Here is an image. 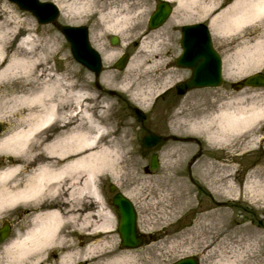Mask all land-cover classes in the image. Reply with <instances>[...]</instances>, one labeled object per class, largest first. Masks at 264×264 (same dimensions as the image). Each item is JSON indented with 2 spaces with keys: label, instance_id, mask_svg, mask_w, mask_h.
I'll return each instance as SVG.
<instances>
[{
  "label": "bare ground",
  "instance_id": "obj_1",
  "mask_svg": "<svg viewBox=\"0 0 264 264\" xmlns=\"http://www.w3.org/2000/svg\"><path fill=\"white\" fill-rule=\"evenodd\" d=\"M175 1V12H204L200 19L208 16L218 38L234 44L233 64L228 67L231 77L245 74L248 66L258 68L264 63V0ZM120 4L119 0L102 1L106 12L99 13V17L103 19L104 13L111 12L113 18L122 14ZM5 8L0 0V118L10 122L7 133L4 127L0 134L4 133L0 137V226L6 222L11 229L0 239V264H143L138 255L124 250L119 243L114 216L98 187L103 175L109 174L113 179L138 178L133 172L134 158L127 157L128 136L113 128L118 123L111 113L112 103L79 84L73 73L77 70L68 64L62 69L55 63L49 65L50 54L59 57L64 52L58 37L51 36L56 41L52 43L51 39L42 38V33L31 34L13 46L14 37L31 20H22L18 12L8 13ZM172 18L179 21L177 14ZM128 20L129 16L124 18L125 22ZM12 23L16 26L10 27ZM121 26L124 24L115 19L112 31H120ZM15 27H19L17 34ZM152 35L156 33L149 31L144 39ZM163 42L166 44L164 38L157 41V46ZM104 58L111 61L107 54ZM67 59L62 58L65 62ZM150 59L130 62L131 74L121 86L140 103L146 102L142 91L149 95L160 91L151 86L144 90L143 82L135 76L140 70L145 75L143 70ZM234 70H238L235 76ZM246 93L243 90L234 95L227 93L218 100L210 98L208 105L214 108H204L209 110H201L197 117H188L181 111L176 121L181 125L188 119L192 131L204 132L212 144H225L228 136L245 139L264 114V105H246ZM255 96L264 98V93ZM225 146L234 156L244 149L243 142H228ZM221 166L224 170L229 168L228 164ZM260 174L253 172L239 191L229 181L230 175L216 176L211 187L227 197L240 192L241 196L245 193L249 199L264 202V180ZM175 179L166 174L159 185L167 187ZM155 190V184L141 183L138 192L147 201ZM165 202L163 195L152 205L160 207V216L168 218L175 210L169 211ZM227 219L223 208L205 211L197 217L196 225L187 230L193 240L206 235L209 227L212 229L202 240L203 259L207 264H260L263 260L258 252L264 251L262 229L231 227L226 225ZM139 232L146 237L140 226ZM237 234L243 236L236 237Z\"/></svg>",
  "mask_w": 264,
  "mask_h": 264
},
{
  "label": "rangeland",
  "instance_id": "obj_2",
  "mask_svg": "<svg viewBox=\"0 0 264 264\" xmlns=\"http://www.w3.org/2000/svg\"><path fill=\"white\" fill-rule=\"evenodd\" d=\"M2 1L3 4H6L5 10L8 13L14 10L19 13L20 19L31 20V22L26 24V27L21 28L20 33L17 32L19 27H15L14 34L16 32L18 34L16 33L17 36L14 37L13 46L18 45L22 40L21 38L25 35L35 34L40 36V33H42V38L51 39L52 43H56V41L51 36L54 38L58 37V45L63 47L64 52L59 54L61 58L58 55L54 57L50 54L48 56L49 65L55 63L57 67L62 69L68 64L69 68L77 70V72L74 71L73 73L76 75L75 80L79 84L86 86L99 99H106L112 103L111 113L118 123L113 128L117 130L118 134L122 133L128 136L126 137L129 140L127 157L134 158L132 160L133 172L134 175L136 173L140 180L138 178L127 180L123 177L113 179L108 174L101 177L98 187L106 200L105 205L114 216L113 220L116 229L118 228V215L116 207L112 203L114 192L109 189L111 183L116 185L118 191L123 192L128 197L131 195L130 199L135 203L139 212L141 230L154 236V238H150L151 240L146 245L139 249L124 247V250L138 255V259L143 264H171L188 255L196 256L201 264H207L208 261L203 259L204 257L200 250L202 240L210 234L212 229L209 227L206 235L195 236L193 240H191L187 230L196 225L197 217L205 211L218 210L220 208L225 209L227 212L226 225L228 224L231 227L254 226L261 228L264 233V202L249 199L245 193L241 196L240 192L234 194L235 196L227 197L220 192H215L211 187V180L221 175H230L228 179L237 186L238 191L242 186L246 185L253 172L261 173L260 177L264 180V169H261V166L262 168L264 167V119L254 125L253 129L255 131L253 129L250 130L245 139L240 140L238 137V140L236 137L233 139L229 136L227 139L225 137L224 140L227 142L225 144H228V142H243L244 149L235 152V156L228 152L225 144L209 143L205 139L204 132L194 133L188 119L181 125L176 121L177 114L181 111L184 112L183 115H188V117H197L201 110H209L204 108H214L208 105L210 98L218 100V98H213L209 92L203 94L200 90H194L185 96H181L177 94L175 89V84L184 75V70L176 67L174 63L175 55L181 50L180 25L202 20L200 16H204V12L196 10V13H194L193 10L182 9V11L177 13L175 12L176 1L171 0L172 4L175 5L171 18L163 27L161 26L160 29L152 31L156 35L144 39V37L140 38L139 36L142 34L141 30L146 24L145 21L148 15L154 9L155 0H119L123 8L122 14L118 13L117 17L113 18L112 12L110 14L104 13L105 17L103 19L99 17V13L106 12V9L102 10L101 7L104 0H90L88 3V0H50L59 6H63L62 8L60 7V23L71 25L86 24L89 26L91 42L103 57L104 71L99 81L106 91H101L96 86L94 73L74 58L69 42L56 25L40 24L33 14L22 10L17 4L10 0ZM82 5L85 6L81 7ZM113 9L116 8L113 7ZM176 14L179 20L177 22L173 21L172 18ZM128 16L129 20L125 22L124 18ZM117 18L124 26H121L120 31L114 32L112 31V25ZM14 26H16L14 23L10 25V27ZM31 28L37 29V32ZM114 36L119 39L116 44H112ZM163 38L166 44L163 42L161 47L157 46V41ZM138 41H140V44H137ZM124 52H128L129 56L131 54L128 65L130 62L134 63L137 58H151L146 63L147 68L143 70L145 75H142L141 70L135 73V76L139 77V81L143 82L144 90L148 86H151L152 89L160 90L156 95H149V93H144L141 90L146 102L134 101L132 93L125 91L121 87L131 74L128 65L122 70L115 67L116 61ZM104 54L111 58L110 62L104 58ZM64 57L68 58L66 62L62 60ZM151 68L152 71L150 70ZM110 90L116 93H110ZM164 90L167 91L157 96ZM128 102L140 106L147 113L148 118L145 121L147 128L160 134H175L182 137L191 136L201 140L203 151L193 166L191 174H184V163L191 158L194 152H197L199 145L190 141L184 142L170 139L162 144L158 150L160 165L155 170L150 168L151 154L156 151L158 146L152 149H146L143 146L142 138L146 130L136 120L128 107ZM258 105L263 106L264 99L258 102ZM0 122L4 123V133H7L10 129V122L8 123L4 118H0ZM250 135L251 137H249ZM245 142L248 143L245 144ZM222 164H228L229 168L226 170L221 169ZM166 174L177 179H175V183H170L167 187L159 185ZM141 183L143 185H156L153 196L147 201L138 192ZM163 195L167 199L165 204L169 205L168 210H175V213L168 216V218L160 216L158 211L161 208H154L152 205L156 198L163 197ZM255 204H261L262 207ZM194 205L196 206L195 209L192 208ZM238 236L242 237L243 234H237L236 237ZM117 238L121 244L119 232H117ZM243 238L247 240V238ZM226 245H229L228 240ZM258 254L261 256L260 260H263L260 264H264V251L260 250ZM146 256L148 257L147 260H145Z\"/></svg>",
  "mask_w": 264,
  "mask_h": 264
},
{
  "label": "water",
  "instance_id": "obj_3",
  "mask_svg": "<svg viewBox=\"0 0 264 264\" xmlns=\"http://www.w3.org/2000/svg\"><path fill=\"white\" fill-rule=\"evenodd\" d=\"M19 4L23 9L31 11L39 20L40 23H54L58 25L61 31L66 35L67 39L71 43L72 52L76 59L84 64L86 67L95 72L96 77L98 78L102 71V59L100 53L92 46L89 38V28L86 25L73 26V25H61L58 23L59 8L54 2L50 1H41V0H12ZM172 11V6L169 1L164 0L159 3L157 11L151 18V27L156 28L164 23V21L169 16ZM187 27H185L186 29ZM189 31V35L183 33L182 46L185 48V57L184 53L182 56L177 59V65L179 66H190L194 68V72L197 70L198 62L196 63L190 53L194 51H199L201 48L205 51L211 50L210 47V38L205 34L204 28L198 25L188 26L186 31ZM193 30V31H192ZM191 31L194 34H191ZM204 32L206 42L205 44L199 43L203 39H192L194 36L200 37ZM191 34V35H190ZM119 42L117 37L112 38V43L116 44ZM129 55L124 54L120 60L116 63V66L120 69H123L128 63ZM219 58H216L215 61L218 62ZM257 76L250 78L247 83L253 85L259 84ZM264 84V79L262 82ZM222 84V77L219 76L215 80L201 79L198 75H194L191 79L186 81L178 82L177 89L179 94L186 93L189 89L206 86V85H220ZM134 115L136 118L144 123L146 120V114L144 111L136 106H131ZM2 125L0 124V133L2 132ZM168 137L161 136L154 133L151 130L147 131V134L144 137L143 144L147 148H152L158 145L159 143L166 141ZM159 166L158 154L153 153L151 158V168L156 169ZM110 190L115 191L116 186L114 184L110 185ZM113 203L117 206V210L120 216V227L119 231L122 237V243L129 248H138L146 243V238L142 236L138 229V215L137 211L133 205V202L121 192H117L114 195ZM7 227L0 232V239H3L6 236ZM172 264H199L198 260L193 257L182 258Z\"/></svg>",
  "mask_w": 264,
  "mask_h": 264
},
{
  "label": "flooded vegetation",
  "instance_id": "obj_4",
  "mask_svg": "<svg viewBox=\"0 0 264 264\" xmlns=\"http://www.w3.org/2000/svg\"><path fill=\"white\" fill-rule=\"evenodd\" d=\"M217 35V34H216ZM219 37V36H217ZM214 34L212 35V39H213V45L216 49V51L220 54L221 58H222V76L224 78V86L220 87V88H206L203 90H207L209 92H212L213 96L216 98L221 97L222 95L224 96L227 93H230L232 95L246 90V95L249 97L246 105L248 106H253V105H257L258 102H260L261 100H263L264 98H256V93H264V86H258V87H254L252 85L246 84L245 83V79L252 75L254 72L252 71V67L248 66L247 70L245 72V74H239L237 75V77H231L228 71V67L233 64L231 62V60L234 58V54H235V46L233 43H228L226 40L221 39V38H217ZM206 52H202L201 54L204 55ZM230 64V65H229ZM201 71H200V75L203 78L206 79H215L217 76V66L214 62V60L211 58L210 61L203 63L201 65ZM233 68V65H232ZM262 75H264V63H262V67L259 70ZM238 72V70H234V76L236 75V73ZM256 72V71H255ZM192 70L188 69V68H184V79H187L189 77H191L192 75ZM230 78L233 79V81H230ZM231 79V80H232ZM230 81V82H227ZM225 88V89H223ZM253 90H256V92L254 93ZM254 94V95H253ZM251 95L255 96V98L253 99V96L251 97ZM251 97V98H250ZM192 169V165L188 164V162H186V165L184 166V173H189L191 172Z\"/></svg>",
  "mask_w": 264,
  "mask_h": 264
}]
</instances>
